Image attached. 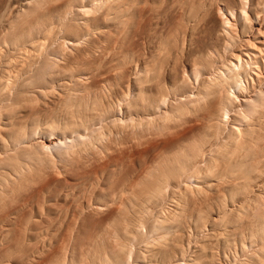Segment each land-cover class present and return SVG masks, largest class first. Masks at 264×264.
Here are the masks:
<instances>
[{"label":"rangeland","instance_id":"1","mask_svg":"<svg viewBox=\"0 0 264 264\" xmlns=\"http://www.w3.org/2000/svg\"><path fill=\"white\" fill-rule=\"evenodd\" d=\"M48 1L49 0H47L46 5L45 0H0V51L5 50L3 53L1 51L2 55L4 53L8 55V53L13 51V46L7 42V36L9 35L7 33L12 32L13 29H17L20 34L24 31H29L30 27L33 26V30L31 29L29 33H25L24 42L16 47L15 50L19 48L20 50L23 49L24 51V48H28L27 45L37 42V44L35 43L36 45L33 44V46H36L34 47L35 49L33 48V51L36 50L37 52L34 51V53L32 51L34 54L31 53L33 56L31 55L32 57L28 59V62L26 60V63L22 58L20 59V57L11 61H17L19 63V59L20 62L22 60L26 65L25 66L24 64L19 63L23 65V68H27L31 63L33 70L39 66L46 67L47 70L45 73V81H38V84H34L33 88H28V93L24 94L26 98L16 107H20L19 109H22L20 112L19 110H16L15 113L11 114L5 110L1 111L4 115L1 114L0 116L2 119H0V121H3V123L0 122V127L5 128L7 126L5 128L7 133L5 132L6 130L0 129L3 131L0 132V134L2 133L0 141L2 139L5 140V136L10 133L9 131H11V128L13 126H19L20 121V126L24 127L27 125L25 127L27 135L21 143L19 142L20 145L17 144L19 146L18 148H15V152L13 150H9L8 152L7 150V152L3 154L4 151L1 153L0 150V174H2L3 171L13 172L12 169H14V167L18 168V171L20 172H18V178L14 175V173H11V178L7 176L8 174H4L6 177H8L6 178V185H4L3 180L0 179V182L2 183V185H0V264H131L132 262V264H193L191 260H193V256L195 254L202 256H198V258L200 257V259H197L196 261H199L198 264H254L258 258H260L258 259L259 262L257 261L258 264H264V255H262L264 254V239L261 240L262 242L260 241L256 242V244H250L249 241L252 240L246 238L245 236L248 234L247 230L245 229H248L247 227H249V225L251 226L250 222H247L248 219V221H250L249 217L252 213L249 211L258 207L260 213L262 216H264V193H262L264 192V161L260 162L263 163L262 165L259 164L261 169L258 168L259 170L256 171L257 173H255V180L251 179L252 181L249 180L247 182V184L249 183L251 186L250 189L246 188L243 182H240V184L237 181L238 184L235 185L236 180H234L232 177H225L229 182L226 181V179L219 174L220 172L214 173V171H218L216 165L220 162H216L214 158H212V155L209 153V151L203 152L202 156L201 146L198 145V140L204 137L203 124L199 120H196L195 116L189 111L191 104H193L192 101L197 98L196 94L202 87L200 82L203 78L207 80L209 78L208 81H211L215 78V74L220 70L226 72L228 68H233V66L236 64V66H238L239 63V66H244V68L241 70L242 76L240 75V79L243 81V84H245L244 81L247 78V83H249L250 89L247 93V96L244 93L241 95L237 93L238 90L236 88L231 89L232 92H234V90L236 92L233 93V97L236 95V100H240L238 102L234 99V106L237 107L241 104H244L241 102L243 96L250 99L258 97L256 90L253 91L251 89V84L253 82V84L256 85L264 81V0H217V2H215L216 0H195L196 2H194V6L192 3L194 0H104V2L103 0H66L67 2L65 0H59L60 2H56V0H54V2L52 1L53 4H51V0L49 2ZM189 2L191 3L189 4ZM42 3L43 7L41 6ZM61 3H63V5H59ZM48 4L51 5V7ZM45 5L50 10L48 8L47 10ZM41 7L43 8L44 14L42 11V14H39ZM38 8H40V10ZM44 10L46 12H44ZM85 10H87L88 14L91 16L87 15ZM35 12H38V18L37 15L34 14ZM84 12L86 15H83L86 17L82 15ZM232 12H235L234 15L236 14V16H231ZM245 13H247L246 15L248 16L249 20L246 19V17L244 18ZM31 16L33 19L35 17L37 23L31 18ZM101 16L102 18L106 16L103 18L105 21L102 20ZM31 21L33 22L32 24ZM39 21L41 22L38 23ZM11 23H13L12 26ZM20 23L24 24V26L23 24L21 25L25 30H22L23 27H21V25L20 28L22 31L19 29L18 26ZM33 24L36 25L34 26ZM13 25L16 26L14 27ZM226 26L229 27L230 30L233 27L234 29L230 31ZM49 29H51V31ZM236 29L238 31L241 30L239 34ZM47 32H49L50 36ZM232 32L238 36L236 35V37ZM46 33L49 37L46 35ZM245 39L249 40L246 41ZM42 41L44 47L41 46ZM3 43H5L4 45L6 46H4ZM248 43L251 45V48L247 46ZM255 49L261 50L256 51ZM64 51L66 53H64ZM71 52L72 54H70ZM12 54L13 53L10 55ZM80 54L82 55L79 56ZM224 54L227 57H225ZM254 54L257 56L259 62L257 64L259 67L256 68L257 70L253 68L257 66H252L251 69L249 67H245V63H247V61L251 60L250 62H252V60H254L252 57ZM82 56L85 57L82 58ZM76 57L78 59H76ZM2 59H0V65ZM32 59L33 61H31ZM164 59L165 61H163ZM236 59H240L238 60L239 63H237ZM73 60L76 62L78 60L80 61L76 63ZM61 61L63 64H61ZM17 62L15 65H11L9 68L14 69L16 67L15 69H18L21 65H19ZM159 63H161V66ZM74 66L78 69H76ZM224 66L227 68V70ZM70 67L73 69H70ZM205 70L206 72H203V75L201 71ZM251 72H254L258 77L253 75ZM197 75H199V77H197ZM248 76L251 77L252 80H249ZM195 78L197 79L196 83ZM58 81L65 82L67 86L62 82V85H59ZM83 82L88 83L83 84ZM70 83L71 86L69 88L68 84ZM54 86L58 87L55 89L53 88ZM52 88L55 91H52ZM41 90H43L44 93ZM62 90L65 91L63 92ZM51 91L52 93L50 94ZM86 91H89V93H86ZM48 92L50 97L46 94ZM68 92H72V94H69ZM31 94L33 96H30ZM43 94H45V97ZM68 94L71 97H80L82 94H84L83 96L87 95L88 98L95 101L97 110L90 112V114L94 116V118H89L93 119V121L91 120V123L83 126L79 125L80 128H75L73 126L74 128L71 129L70 126L72 125L69 124V117L71 115H69V113H67V109H65L67 106L65 100L67 101V99H69L68 96L66 97ZM34 96L38 97L35 98ZM62 97L64 99H62ZM40 98L42 99L40 100ZM167 98L170 99L167 100ZM181 98L185 100H182ZM35 101L38 102L37 104L39 107H37L35 104H32ZM63 102H65L64 104L66 106L63 105ZM24 103L28 105L32 104L31 106L27 105V108L32 106L33 107L31 109L35 107L38 108L37 110L35 109V114L34 112L32 114V110L29 109V113L31 114L28 115V117L26 115L28 114V109H26ZM4 104H6V102ZM60 105L65 106L62 110L64 115L60 114V108H63V106L60 107ZM103 105L107 110L104 109ZM157 105L161 106L162 109H160V107ZM157 109L163 111L158 112ZM176 112L180 114L177 115ZM174 113H176V115ZM230 113L231 112H229L228 115L231 118V121L229 120L230 123H226L227 117L225 119L223 118L224 124H222V132L223 136L225 137H232L231 128L233 124L237 127L236 129L239 128V130H243V128L246 129V126H250L246 122H243L244 124L239 122L238 124V122H236L238 115L234 111L231 114ZM5 114L7 115L5 116ZM8 115L9 117L7 118ZM170 117L171 119L166 120V118ZM172 118H174V121ZM60 119L62 121H60ZM8 120L10 121L8 122ZM45 122L48 126L45 124ZM262 124H264V118L260 119L259 124L256 123L255 125H252L255 127V131H262V133H260L263 135L264 125ZM97 126H99V128ZM42 127L45 128L43 129ZM227 128L229 129L227 130ZM78 129L81 130L78 131ZM101 130H104V133H101ZM94 131H96V134H98V136L96 135L97 139L95 141L91 138L93 134H95ZM50 134H55L54 137L52 136V138H56L51 140L49 137ZM79 135L87 136L86 149L89 148L88 150H86L84 147L83 151L81 150V147H75V145L68 148L67 150L63 148L60 150L53 148L50 151L46 150V152L44 151L45 149L41 150L44 144L50 145V142L52 141L57 142L60 137L62 138V136H67L69 139L78 140L79 138L77 139V137ZM236 136L238 137V134L235 135V137ZM235 137L232 139L235 141L236 145L238 138L235 139ZM89 139L91 143L88 142ZM97 140H100V143ZM5 141L3 143H5ZM37 141L39 142L38 144L36 143ZM41 142L44 143H42V147ZM77 148L80 150V153H78L79 151L76 150ZM74 149L79 155L74 151L73 152L76 155L72 153L71 150ZM186 149H190L193 152L192 159L197 162L196 166L194 168L185 169L186 173L183 175L184 179L183 176L179 178L171 177L170 183L171 186L175 188V190L177 188L176 192L174 188L170 186L171 188H169V191L168 189H165L166 191H164L161 199H159L158 202L151 207L152 209L150 208L149 212H145V214L144 212L143 214L141 213L143 215V217H141L143 223L142 225H139L138 223L137 224L142 227L141 229L139 227L136 228L140 230L143 228L144 232L140 230L137 231V229L136 232H131L133 233V240L135 237V242H133L131 236L124 234H128L129 232L127 233L123 227L118 231L113 232L109 225L118 217V209L120 208V204H118L119 201L121 199L126 200L134 198L132 190L148 177L149 171L151 169L155 167L157 168L160 166V164L162 165L163 163H166L167 160L175 153H184ZM12 152L15 153L14 156L12 154L10 155ZM259 152L260 151H258L256 155H253L252 158L254 159L256 156H262V153L260 154ZM203 162L204 165H202ZM214 163H217L215 165L216 167L214 166ZM22 164L25 166H22ZM221 166L222 163L219 164L218 167L223 170ZM21 170H23V173ZM178 170L176 169L174 171L178 172ZM204 171H207L205 175ZM261 177H263V180H261ZM180 180L183 181L181 182ZM218 180L219 182L225 180L224 182L231 183L228 185H232V187L226 186V183H224V185L226 184L225 186H220L222 183L219 185ZM231 180H233L235 184H233ZM253 180L256 182L258 181L259 184H257L258 182L255 183ZM184 181L186 184L188 183V185H186ZM208 184H212L210 188ZM182 185L184 188L181 187ZM185 186L188 188L192 186L195 188V192H197L196 188L199 189L201 186L200 188L202 190H199L203 192V194L200 193L203 195V199L200 194H197L198 197L200 195L198 199L194 190L192 191L191 188V190L188 191V188ZM257 187L258 190L260 188L259 191L257 190ZM218 189H220V191ZM199 190L198 192H200ZM184 191L186 194L189 192L188 198L186 197L187 195L184 196L186 200H199L201 203H203V205L199 201L198 202L200 205L197 201L192 202L193 204L190 203V206L192 205V209L196 206V210H192L194 211V216L192 218L193 220L186 219L187 221H185H190L191 223H188L191 224L190 226L193 224V227H199L196 232L194 231L195 227L193 228L192 236L190 235V238L188 237L189 229L188 226H186L187 224L185 225V221H183L184 219L179 221L180 223H184H178L179 226H176L174 223L175 221L172 222L173 220L178 219H176V214L174 212L173 213L175 215L172 213L174 209L177 210V213L178 211L182 212V210H185V213L188 212V209H186L184 203L179 202L178 199L180 197L179 194H181V196L185 195L183 194L185 193ZM190 191L192 193H190ZM217 191L220 193L223 192L224 195H222V193L219 195L220 193L218 192V194ZM165 193L169 195L167 196ZM209 193L213 194L210 195ZM216 193L219 195V198H216L218 197ZM191 194L193 197L195 195L196 199L195 197L194 199L190 197ZM250 194H252L251 198L249 197ZM174 195L178 196L175 197ZM208 195H210V197ZM259 195H263V198H260ZM221 196L227 197L228 201L225 197L222 199ZM211 197L212 200H209ZM258 197L260 198L258 199L259 201L257 200ZM175 198L179 202L178 205V202ZM224 198L227 201H225L227 205L222 203L224 202ZM201 199L203 201H201ZM206 199L209 201L207 202ZM213 199L215 200L214 203ZM216 199L219 200L217 201ZM252 199L255 200L250 201ZM175 200L176 203L174 202ZM238 200H241L244 204H247L248 207V204H250L249 202L259 206L255 205L254 207V205L250 204V208L246 206V212L243 210L245 205L240 202L241 204L239 203L237 206L240 207L242 204L244 205L243 209L241 208V210L245 211V213L242 215V211H240L239 208L236 210L238 212L232 209L233 206L235 207V204H237L236 202H238ZM210 202L212 204H210ZM215 202L217 203V206H215ZM205 203L208 207L205 205ZM174 204L177 206L174 207ZM178 206L180 207L179 209H182L181 207L183 206V209L179 210ZM212 206L214 207V210L212 209ZM218 206H221L222 209L224 207H226L225 209L228 208L227 211L232 209L229 211L230 214H225L227 219L226 216L225 220H223V218V221L220 219L221 222H223L222 226L220 221H214V217H216V219L218 218L217 214L219 213H217L216 210ZM221 207L219 208V212L221 211ZM158 208H160L162 211ZM164 209H166V211ZM198 209H200V211ZM208 209L212 210L207 211ZM154 211L157 212V214ZM212 211H214L215 214H213L214 212L212 213ZM171 213L175 219L172 215H170ZM196 213L199 215H196ZM236 213L241 214L242 217H238ZM141 214L138 213V215L142 216ZM138 215L136 214V216L133 215L132 217L137 219ZM152 215H155L156 217L153 216L152 218ZM169 215L173 217L172 221H170L172 218H169L170 220L167 219ZM208 215L211 221L213 219L214 220L210 222L212 225L208 223L209 225L207 224V227L204 228V221H210L208 219ZM244 216L248 218H244ZM162 217L167 218L164 220ZM203 218H206V220H203ZM231 218H234L235 221ZM237 218H240V220ZM242 218L244 219L245 223ZM161 222L167 223L170 226L172 225L171 223L175 224V227H173L171 230H173L174 233L176 232L178 236H181V233L183 234L185 239L183 241L185 253L183 252V254L185 256L183 255V258H180V260L179 256L181 257L182 254L177 253V249L175 248L176 241H173L175 238H172L176 237L177 239V236H174L176 233L174 234L173 231L170 232L173 234V236L170 240L169 234V236H167L169 239H167L165 235L166 231L163 228L161 229L163 226ZM156 223H158L160 226L157 227L158 225ZM232 223H237L238 225L236 224L234 226ZM241 224L242 227L244 226V228L240 227ZM185 227H187L188 230H185ZM157 228H160L161 230L159 229L156 231ZM214 229H216V231ZM236 229H244V231H240L239 233V230L237 231ZM209 230L214 232L212 233ZM234 230L236 231L234 232ZM139 232L141 234H139ZM242 233L245 235L243 236ZM234 234H236V239L234 238ZM162 235H165L163 237H165L167 240L162 238ZM118 236L120 239H118ZM114 237H117L118 240H122V243L123 241L126 243L128 241L129 246L128 244L124 243L123 245L128 247L126 248L127 250H130L131 252L133 251L132 254H130V258H128L129 256H127V258L125 256V254L129 253L126 252L127 250H123V253H121L118 242H116V245H119V249L116 248L117 246L115 244H112L114 243ZM159 237L165 240L163 243L162 239H160V247L155 244L158 242L157 240H159ZM152 240H154V243H152ZM166 241H170V243H167ZM172 241L174 243V246L172 245L173 247L170 246ZM130 242L133 249L130 248ZM148 242L151 244L148 245ZM122 243L120 244L122 245ZM186 243H189L190 247ZM123 245L121 247H123ZM199 245H202L205 247V249L202 246L200 247L201 250L197 249L199 248ZM243 245L246 246V249ZM257 245L258 250L256 249ZM170 249H173L171 251L173 256H171L172 254ZM241 249L244 250L241 251ZM162 251L165 252L163 253ZM173 251L178 254V257H175L176 254ZM196 251L203 253L201 255V253H197ZM154 252L157 255L156 258ZM120 253L122 255H120ZM153 253L154 256H152ZM168 253L170 256H168ZM106 255L109 257V259L104 258ZM148 255L153 259H150ZM190 255L192 258L191 260H189ZM138 256H140V258H137ZM170 257L172 259H170ZM145 258L146 263L143 260ZM173 258L175 260H173ZM129 259L131 260L129 261ZM246 259L249 261H246ZM136 260L140 261L138 262Z\"/></svg>","mask_w":264,"mask_h":264},{"label":"bare ground","instance_id":"2","mask_svg":"<svg viewBox=\"0 0 264 264\" xmlns=\"http://www.w3.org/2000/svg\"><path fill=\"white\" fill-rule=\"evenodd\" d=\"M50 1V0H49ZM48 1V2H49ZM54 2V0H51V2ZM59 0H56V2H58ZM61 1V0H60ZM59 1V2H60ZM66 1V0H65ZM118 1V0H117ZM191 1V0H190ZM193 1V0H192ZM197 1V0H196ZM195 0L192 2L193 3V6H194V2H196ZM227 1V0H226ZM45 2H46V5H47V0H45ZM45 2H44V4H45ZM53 2L51 3V4H53ZM55 2V3H56ZM67 2V1H66ZM66 2H64V3H66ZM103 2H104V0H103ZM215 2H217V0L215 1ZM264 2V1H263ZM262 2V3H263ZM34 3V2H33ZM191 2H189V4H190ZM31 4V3H30ZM94 4H96V3H94ZM114 4V3H113ZM117 4V3H116ZM211 4H212V1H211ZM250 4V3H249ZM45 5V6H46ZM49 5V4H48ZM59 5H63V3H61V4H59ZM28 6H29V4H28ZM41 6L43 7V3L41 4ZM50 7H51V5H49ZM191 6H192V4H191ZM191 6H190V8H191ZM192 6V7H193ZM200 6V5H199ZM246 6H248V5H246ZM245 6V7H246ZM261 6V5H260ZM40 7V6H39ZM41 7V10H40V8H38L39 10H37V11H39L40 13L39 14H42L43 13V8ZM48 7L46 6V9H47ZM57 8V7H56ZM128 8V7H127ZM185 8V7H184ZM246 8H248V7H246ZM45 9V8H44ZM49 9V8H48ZM47 9V10H48ZM53 9V8H52ZM55 9V8H54ZM249 9V8H248ZM50 10V9H49ZM81 10V9H80ZM82 10H84V9H82ZM89 10V9H88ZM187 10V9H186ZM193 10V9H192ZM22 11V10H21ZM41 11H42V13H41ZM54 11V10H53ZM86 12H87V10H85ZM111 11H113V10H111ZM24 12V11H23ZM44 12H46L45 10H44ZM83 12V11H82ZM100 12V11H99ZM242 12V11H241ZM244 12V11H243ZM28 13V12H27ZM112 13V12H111ZM189 13V12H188ZM208 13V12H207ZM234 13L235 12H232V15L231 16H236V14L234 15ZM259 13V12H258ZM32 14V13H31ZM34 14H36L37 15V18H38V12L36 13H34ZM44 14V13H43ZM89 15V16H91L90 14H88V12L85 14V12L84 13H82V15ZM247 13H245V15H246ZM19 15V14H18ZM18 15H17V18H18ZM33 15V14H32ZM35 15V16H36ZM83 15V16H84ZM244 15V18L246 17V19H248V16L246 15L245 16ZM41 16V15H40ZM84 17H86V16H84ZM88 17V16H87ZM94 17V16H93ZM104 17H106V16H104ZM103 17V18H104ZM24 18V17H23ZM26 18V17H25ZM31 18H32V16H31ZM36 18V19H37ZM101 18H102V16H101ZM102 18V20H104ZM201 18V17H200ZM243 18V19H244ZM33 19V18H32ZM40 19V18H39ZM199 19V18H198ZM245 19V20H246ZM31 20V19H30ZM36 23H37V21L35 20V17H34V19H33ZM32 20V21H33ZM46 20V19H45ZM249 20V19H248ZM25 21H26V19H25ZM31 21V24L33 23ZM105 21V20H104ZM247 21V20H246ZM12 22V21H11ZM20 22V21H19ZM34 22V23H35ZM41 21H39L38 23H40ZM99 22V21H98ZM103 22V21H102ZM235 22H236V20H235ZM227 23H229V22H227ZM232 23V22H231ZM12 24L13 23H11V26H12ZM21 24H23V23H20L19 24V29L21 30V28H20V25ZM26 24V23H25ZM27 24H28V21H27ZM30 24V23H29ZM30 24V25H31ZM50 24V23H49ZM198 24V23H197ZM16 25H18V24H16ZM15 25V26H16ZM29 25V26H30ZM34 25V24H33ZM36 25V24H35ZM34 25V26H35ZM191 25V24H190ZM196 25V24H195ZM234 25V24H233ZM14 26V25H13ZM14 26V27H15ZM23 26H24V24H23ZM22 25H21V27H23ZM29 26H27V27H29ZM32 26V25H31ZM50 26V25H49ZM194 26V25H193ZM225 26V25H224ZM237 26V25H236ZM17 27V28H18ZM195 27V26H194ZM227 27V26H226ZM237 27H239V26H237ZM9 28V27H8ZM25 28H26V26H25ZM33 26L32 27H30V30L32 29L33 30ZM36 28V27H35ZM56 28V27H55ZM227 28H229V27H227ZM231 28H232V26H231ZM11 29V28H10ZM24 29V27L22 28V30ZM188 29V28H187ZM186 29V30H187ZM232 29H234V27L232 28ZM232 29L230 30V28H229V30L230 31H232ZM21 30V31H22ZM25 30V29H24ZM29 30V29H28ZM29 30V31H30ZM50 31H51V29H49ZM29 31H24V32H22V33H20L19 34V32H18V30L16 29V30H14L13 29V31L12 32H10V33H7V30H6V33L7 34H9L8 36H7V42L10 44V45H12L13 46V48H12V50L13 51H11V53H13L12 55H10L11 53H8V55L6 54V53H4L3 55H2V53L3 52H5V50L4 51H2V53H1V51H0V59H2V58H4V59H2L1 60V65H0V67H1V71H0V116H1V114H3L1 111H7V112H10L11 114L12 113H15V111L17 110H19V112H20V110H22V109H19V108H16L17 107V105L21 102V101H23L25 98H26V96L24 95V94H27L28 92V88H33V85L34 84H38V81H45V79H46V77H45V73H46V67H37V68H35L34 70H33V66L31 65V63L28 65V67L27 68H23V65H21V64H19V63H22V64H24L23 63V61L25 62L26 60H27V62H28V59H30L33 55L31 54V53H33L34 51H36V50H34L33 51V48L34 47H36V46H33V44H37V42H33V44H30V45H27L28 46V48L26 49V48H24V51H23V49H16L15 50V48L16 47H18L22 42H24V39H25V33L26 32H28L29 33ZM49 31V32H50ZM53 31H54V29H53ZM60 31V30H59ZM224 31V30H223ZM234 31V30H233ZM236 31L238 32V34H239V32L241 31H238L237 29H236ZM260 31V30H259ZM18 32V33H17ZM49 32H47L48 33V35H49ZM235 32V31H234ZM234 32H232V33H234ZM263 32V31H262ZM5 33V34H6ZM47 33H46V35H47ZM229 33V32H228ZM227 33V34H228ZM236 33V32H235ZM234 33V34H235ZM243 33V32H242ZM261 33V32H260ZM259 33V34H260ZM220 34V33H219ZM47 35V36H48ZM91 35V34H90ZM225 35V34H224ZM230 35H231V33H230ZM237 34H235V36H236ZM4 36V35H3ZM2 36V37H3ZM50 36V35H49ZM48 36V37H49ZM218 36V35H217ZM232 36H234V35H232ZM238 36V35H237ZM236 36V37H237ZM254 36V35H253ZM252 36V37H253ZM47 37V38H48ZM182 38V37H181ZM233 38H235V37H233ZM251 39V38H250ZM1 40V39H0ZM41 40V39H40ZM44 40V39H43ZM193 40V39H192ZM246 40V39H245ZM249 40V39H248ZM248 40H246V41H248ZM39 41V40H38ZM44 41H46V40H44ZM83 41V40H82ZM245 41V42H246ZM250 42V41H249ZM39 43V42H38ZM45 44H47L46 42H44ZM64 43V42H63ZM82 43V42H81ZM86 43V42H85ZM247 43V42H246ZM264 43V42H263ZM5 43H3V45H4ZM35 44V45H36ZM73 44V43H72ZM76 44H78V43H76ZM75 44V45H76ZM2 45V46H3ZM64 45V44H63ZM86 45V44H85ZM184 45V44H183ZM209 45V44H208ZM4 46H6V45H4ZM26 46V47H27ZM41 46L42 47H44V45H43V41L41 42ZM41 46H40V48H41ZM68 46V45H67ZM77 46V45H76ZM79 46V45H78ZM185 46V45H184ZM241 46V45H240ZM247 46H249V48H251V45H249V43L247 44ZM22 47H24V46H22ZM85 47H87V46H85ZM96 47V46H95ZM1 48V47H0ZM67 48V47H66ZM72 48V47H71ZM223 48H225V47H223ZM230 48V47H229ZM241 48H243V47H241ZM241 48H240V50H241ZM256 48V47H255ZM259 48V47H258ZM5 49V48H4ZM9 49V48H8ZM8 49H6V50H8ZM35 49V48H34ZM81 49V48H80ZM79 49V50H80ZM88 49V48H87ZM87 49H86V51H87ZM37 50H39V49H37ZM42 50H44V49H42ZM256 51H259V50H261V49H255ZM33 51V52H32ZM81 51V50H80ZM167 51V50H166ZM166 51H164V52H166ZM224 51V50H223ZM226 51V50H225ZM227 51H229V50H227ZM37 52V51H36ZM44 52V51H43ZM82 52V51H81ZM90 52H92V51H90ZM163 52V53H164ZM211 52V51H210ZM209 52V53H210ZM230 52V51H229ZM35 53V52H34ZM33 53V54H34ZM41 53H42V51H41ZM64 53H66L65 51H64ZM74 53V52H73ZM77 53H78V51H77ZM215 53V52H214ZM223 53V52H222ZM261 53V52H260ZM69 54V53H68ZM70 54H72V52L70 53ZM166 54V53H165ZM264 54V53H263ZM2 55V56H1ZM5 55V56H4ZM32 55V56H31ZM64 55V54H63ZM75 55V54H74ZM73 55V56H74ZM82 54H80L79 56H81ZM87 55V54H86ZM85 55V56H86ZM164 55V54H163ZM225 55V54H224ZM246 55V54H245ZM36 56V55H35ZM85 56H82V58L83 57H85ZM161 56V55H160ZM217 56V55H216ZM233 56V55H232ZM232 56H231V58H232ZM2 57V58H1ZM20 57V59L22 58L23 59V61L21 60V62H20V60L18 59V61H19V65H21L22 66V68H21V66L18 68V69H13V68H9L11 65H15V63L14 62H12L11 60H14V59H16V58H19ZM24 57H25V60H24ZM37 57V56H36ZM39 57V56H38ZM78 57V56H77ZM76 57V59H78ZM166 57H168V56H166ZM225 57H227L226 55H225ZM230 57V56H229ZM228 57V58H229ZM239 57V56H238ZM238 57H236V58H238ZM252 57L254 58V60H252V62H250V61H247V63H245L246 65H245V67H249L250 69L252 68V66H257V64L259 63L258 62V59H257V56L254 54V55H252ZM260 57H261V54H260ZM35 58V57H34ZM33 58V59H34ZM61 58V57H60ZM74 58V57H73ZM213 58V57H212ZM219 58V57H218ZM33 59L31 60V61H33ZM62 59V58H61ZM75 59V60H76ZM85 59V58H84ZM84 59H83V61H84ZM230 59V58H229ZM64 60V59H63ZM80 60H82V59H80ZM80 60H78L77 62H79ZM195 60V59H194ZM193 60V61H194ZM221 60V59H220ZM226 60V59H225ZM237 60V63H239V61L238 60H240V59H236ZM36 61V60H35ZM74 61V60H73ZM82 61V62H83ZM85 61H86V59H85ZM84 61V62H85ZM163 61H165V59L163 60ZM192 61V62H193ZM245 61V60H244ZM62 62V61H61ZM65 62V61H64ZM74 62H76V61H74ZM76 62V63H77ZM82 62H80V63H82ZM162 62V61H161ZM223 62H224V60H223ZM229 62V61H228ZM26 63V62H25ZM264 63V62H263ZM61 64H63V62L61 63ZM65 64V63H64ZM161 63H159V65H160ZM231 64H233V63H231ZM240 64V63H239ZM239 64H238V66H233V68H228V70H227V68H226V72H224V71H222V70H220L218 73H216V72H214V73H216L215 75V78L213 79V80H211V81H208L209 80V78H208V80L207 79H205V78H203L202 80H201V82H200V84H201V88L198 90V92H197V94H196V96H197V98L195 99V100H193L192 102H193V104H191V107L190 106H188V107H190V109H189V111H190V113H192L194 116H195V118H196V120H199L200 122H202V124H203V128H204V137L202 138V139H200V140H198V145L199 146H201V151H202V156H203V152H205V151H209V153L212 155V158H214V160L217 162V161H219L220 163L219 164H221L222 163V166H221V168H223V170L222 169H220V167H218L219 166V164H215L214 163V166L216 165L217 166V170L218 171H214V173L215 172H220L219 174L221 175V176H223L224 178L225 177H232L234 180H236V184H235V182L233 181V180H231V182L233 183V184H235V185H237L238 184V182L240 183V182H243V184H245V187L246 188H249L250 189V184L248 183L247 184V182L249 181V180H251V179H254L255 178V173H257L256 171L257 170H259L258 168H260L261 169V167H259V164H263V163H260L261 161H264L263 159H264V137H263V135H264V132H263V135L261 134L262 133V131H255V127L252 125V124H259V121H260V119H263L264 118V81L262 82V83H258V84H253V82H252V90L254 91V90H256V94L258 95V97L256 98H254V99H250V98H246L245 96H243V98H242V100H241V102H243L244 104H241V105H239V106H234V99L236 100L237 99V97H236V95L234 96V97H236V98H234L233 97V93H236L235 92V90H234V92H232V90L231 89H237L238 90V92L237 93H239L240 95L241 94H246V96L248 95L247 93L249 92V89H250V86H249V83H247V78H246V80L244 81L245 82V84H243V81H241V77H240V75H241V70L244 68V66H242V65H240L239 66ZM252 64V65H251ZM25 65V64H24ZM79 65V64H78ZM85 65V64H84ZM222 65V64H221ZM229 65V64H228ZM26 66V65H25ZM54 66V65H53ZM65 66H66V64H65ZM69 66V65H68ZM76 66V65H75ZM74 66V67H75ZM161 66V65H160ZM194 66V65H193ZM231 66V67H232ZM57 67V66H56ZM213 67V66H212ZM60 68V67H59ZM76 68V67H75ZM161 68V67H160ZM159 68V69H160ZM224 68V69H225ZM248 68V69H249ZM253 68H259L258 66L257 67H253ZM70 69H73V68H71L70 67ZM76 69H78V68H76ZM83 69V68H82ZM194 69V68H193ZM192 69V70H193ZM212 69V68H211ZM247 69V68H246ZM68 70V69H67ZM208 70V69H207ZM209 70H210V68H209ZM213 70V69H212ZM257 70V69H256ZM259 70V69H258ZM214 71V70H213ZM244 71H245V69H244ZM251 71H253V70H251ZM202 73L203 72H206V70L205 71H201ZM208 72V71H207ZM243 72V71H242ZM259 72V71H258ZM257 72V73H258ZM67 73V72H66ZM163 73V72H162ZM175 73V72H174ZM253 75H255V76H257L254 72H251ZM69 74V73H68ZM186 74V73H185ZM196 74H197V72H196ZM199 74H200V71H199ZM87 75V74H86ZM163 75V74H162ZM194 75V74H193ZM203 75H204V73H203ZM214 75V74H213ZM262 75V74H261ZM90 76H92V75H90ZM242 76V75H241ZM251 76V75H250ZM194 77H196V76H194ZM197 77H199V75H197ZM210 77V76H209ZM258 77V76H257ZM263 77V76H262ZM33 78H35V79H33ZM87 78V77H86ZM86 78H84V79H86ZM211 78H213V77H211ZM256 78V77H255ZM32 79V80H31ZM76 79V78H75ZM196 79V78H195ZM248 79L249 80H252L251 79V77H249L248 76ZM78 80V79H77ZM80 80V79H79ZM82 80V79H81ZM189 80V79H188ZM257 80H258V78H257ZM64 81V80H63ZM195 81V80H194ZM59 82V81H58ZM57 82V83H58ZM62 82V81H61ZM59 82V85H62V83H65V82ZM67 82V81H66ZM70 82V81H69ZM82 82V81H81ZM80 82V83H81ZM160 82V81H159ZM197 82V79H196V81H195V83ZM260 82V81H259ZM61 83V84H60ZM85 82H83V84H84ZM88 83V82H87ZM87 83H85V84H87ZM194 83V82H193ZM192 83V84H193ZM66 84V83H65ZM248 84V85H247ZM58 85V84H57ZM73 85V84H72ZM66 86H67V84H66ZM70 86H71V83L70 84H68V87L70 88ZM82 86V85H81ZM158 86V85H157ZM34 87H36V86H34ZM58 87V86H57ZM56 86H54L53 88H57ZM64 87V86H63ZM192 87V86H191ZM195 87H197V86H195ZM52 88V89H53ZM68 88V89H69ZM51 89V90H52ZM88 89V88H87ZM86 89V90H87ZM90 89V88H89ZM50 90V89H49ZM60 90V89H59ZM65 90H67V89H65ZM64 90V91H65ZM231 90V91H230ZM42 92H43V90H41ZM44 91H45V89H44ZM46 91H47V89H46ZM52 91H55L54 89L52 90ZM52 91L50 92V94L52 93ZM63 91V90H62ZM61 91V92H62ZM63 91V92H64ZM85 91V90H84ZM194 91H195V89H194ZM89 93V91H86V93ZM99 92V91H98ZM11 93H13V94H11ZM39 93H40V90H39ZM44 93V92H43ZM69 93V92H68ZM71 94H72V92H70ZM69 93V94H70ZM85 93V92H84ZM195 93V92H194ZM251 93V92H250ZM254 93V92H253ZM47 95L49 94V92L48 93H46ZM64 94V93H63ZM69 94L68 95H66V97L68 96V98L69 99H67V101L65 100V102H66V105L64 104L65 102H63V105H65V106H63V105H60V107H62L63 106V108H60L61 110H60V114L62 115L63 113H62V110L64 109V107H65V109H67V113H69V115H71L69 118H70V122H69V124H71L72 126H70L71 127V129H73L74 127L75 128H80L79 127V125L80 126H83V125H87L88 123H91V120L93 121V119H89L90 117H93L94 118V116L92 115V114H90V112L91 111H96L97 110V107L95 106V101L93 100V99H90V98H88V96L86 95V96H83L84 94H80L79 96L80 97H76V96H74V97H71V96H69ZM252 94V93H251ZM1 95H3V96H1ZM45 94H43V96H44ZM58 95V94H57ZM78 95V94H77ZM130 95V94H129ZM188 95V94H187ZM28 96V95H27ZM30 96H33L32 94L30 95ZM30 96H28V97H30ZM41 96V95H40ZM49 96V95H48ZM238 96V95H237ZM35 97V96H34ZM36 97H38V96H36ZM35 97V98H36ZM45 97V96H44ZM50 97V96H49ZM65 97V96H64ZM185 97V96H184ZM191 97H192V95H191ZM33 98V97H32ZM34 98V99H35ZM239 98V97H238ZM42 98H40V100H41ZM60 99V98H59ZM62 99H64L63 97H62ZM66 99V98H65ZM170 99V98H169ZM168 98H167V100H169ZM179 99V98H178ZM182 99V98H181ZM240 99V98H239ZM29 100V99H28ZM163 100V99H162ZM161 100V101H162ZM166 100V101H167ZM182 100H185V99H182ZM38 101V100H37ZM37 101H35L34 103H32V104H35L37 107H39L38 106V102ZM102 101V100H101ZM236 101H238V100H236ZM240 101V100H239ZM238 101V102H239ZM6 102V104H4ZM112 102V101H111ZM172 102H173V99H172ZM29 103V102H28ZM174 103H175V101H174ZM178 103V102H177ZM25 104V103H24ZM32 104H30V105H28V104H25V106H26V109H28V114H26L27 116L28 115H30L31 113L33 114V112H34V114H35V111L38 109V108H36L35 107V105H34V107L35 108H33L34 109V111H33V109H31L32 107H28L27 108V105L28 106H31ZM114 104V103H113ZM161 104V103H160ZM163 104V103H162ZM165 104V103H164ZM166 104H167V102H166ZM22 105V104H21ZM40 105V104H39ZM176 105V104H175ZM158 106V105H157ZM22 107V106H21ZM56 107V106H55ZM103 107H104V105H103ZM158 107H160V109H162V107L161 106H158ZM167 107V106H166ZM119 108V107H118ZM25 109V108H24ZM32 110V112L31 113H29L30 112V110ZM36 109V110H35ZM40 109V108H39ZM104 109H106L105 107H104ZM120 109V108H119ZM55 110V109H54ZM58 110V109H57ZM107 110V109H106ZM165 110H167V109H165ZM27 111V110H26ZM65 111V110H64ZM63 111V112H64ZM157 111L159 112V111H163V110H158L157 109ZM183 111H185V110H183ZM183 111H182V113H183ZM235 112L237 115H238V118L236 119V122H238V124H239V122L241 123H243V122H246L248 125H250V126H246V129L245 128H243V130L242 129H240L239 130V128L238 129H236L237 127L236 126H234V124H233V126H232V128H231V134H232V137L230 136V137H225V136H223V125L222 124H224L223 122V120L227 117V119H226V123H230V117L228 116L229 115V112ZM7 112H5V113H7ZM104 112H106V111H104ZM187 112V111H186ZM18 113V112H17ZM67 113H65V114H67ZM177 113V112H176ZM176 113H174L175 115H176ZM185 113V112H184ZM230 113V114H231ZM9 114V113H8ZM10 114V115H11ZM36 114H37V112H36ZM180 113H177V115H179ZM187 114H188V112H187ZM4 115V114H3ZM7 114H5V116H6ZM22 115V114H21ZM57 115V114H56ZM64 115V114H63ZM101 115V114H100ZM157 115V114H156ZM174 115V116H175ZM237 115H235V116H237ZM22 116H24V115H22ZM146 116V115H145ZM159 116H160V114H159ZM190 116V115H189ZM9 117V115L7 116V118ZM29 117V116H28ZM56 117V116H55ZM57 117H59V116H57ZM61 117H63V116H61ZM65 117V116H64ZM144 117V116H143ZM11 118V117H10ZM9 118V119H10ZM38 118V117H37ZM130 118V117H129ZM133 118H134V116H133ZM224 118V119H223ZM1 119V118H0ZM12 119V118H11ZM18 119V118H17ZM118 119V118H117ZM125 119V118H124ZM149 119H151V118H149ZM157 119H159V118H157ZM168 119H171V117L170 118H166V120H168ZM174 118H172V120H173ZM176 119V118H175ZM2 120V119H1ZM14 120V119H13ZM13 120H11V121H13ZM24 120V119H23ZM22 120V121H23ZM29 120V119H28ZM172 120H169V121H172ZM230 120V121H229ZM7 121V120H6ZM10 120H8V122H9ZM26 121V120H25ZM53 121V120H52ZM60 121H62L61 119H60ZM158 121H160V120H158ZM174 121V120H173ZM262 121V120H261ZM0 122H2L3 123V121H0ZM7 122V123H8ZM19 122V121H18ZM24 122V121H23ZM27 122V121H26ZM50 122V121H49ZM122 122V121H121ZM143 122H145V121H143ZM151 122V121H150ZM161 122V121H160ZM11 123V122H10ZM25 123V122H24ZM42 123V122H41ZM104 123V122H103ZM128 123V122H127ZM147 123V122H146ZM245 123V124H246ZM252 123V124H251ZM1 124V123H0ZM5 124H6V122H5ZM26 124V123H25ZM45 124L47 125V123L45 122ZM60 124V123H59ZM157 124V123H156ZM155 124V125H156ZM244 124V123H243ZM261 124V123H260ZM8 125V124H7ZM20 125H21V121H20ZM13 126L12 128H11V131H9L8 133V135L7 136H5V140H1L2 141V143L5 141V143H1V141H0V150H1V153L3 152V154H5L6 152H7V150H8V152H9V150H13L14 152H15V148H18V146L20 145L19 144V142L21 143L22 142V140H24L25 139V137H26V135H27V132L25 131V127L27 126ZM62 125V124H61ZM101 125V124H100ZM118 125V124H117ZM136 125V124H135ZM237 125V124H236ZM262 125H264V124H262ZM3 126H4V124H3ZM48 126V125H47ZM74 126V127H73ZM77 126V127H76ZM122 126V125H121ZM134 126V125H133ZM132 126V127H133ZM159 126V125H158ZM226 126V125H225ZM230 126H231V124H230ZM241 126H242V124H241ZM7 127V126H6ZM5 127V128H6ZM98 128H99V126H97ZM96 127V128H97ZM124 127V126H123ZM127 127V126H126ZM136 127V126H135ZM226 127H228V126H226ZM243 127H245V126H243ZM5 128H1L0 127V129H4V130H6ZM43 128V127H42ZM45 128V127H44ZM43 128V129H44ZM110 128V127H109ZM112 128V127H111ZM264 128V127H263ZM46 129H48V128H46ZM117 129V128H116ZM124 129V128H123ZM229 128H227V130H228ZM9 130V129H8ZM50 130V129H49ZM79 130H81V129H78V131ZM235 130H237V131H235ZM242 130V131H241ZM258 130V129H257ZM260 130V129H259ZM102 131V130H101ZM104 131V130H103ZM101 132V133H104V132ZM112 131V130H111ZM118 131V130H117ZM0 132H3V131H1L0 130ZM6 133H7V130L5 131ZM5 132H4V134H5ZM95 132V134H93ZM92 134H93V136L91 137L94 141L97 139V137H96V135L98 136V134H96V131H94ZM107 132V131H106ZM109 132H110V129H109ZM38 133V132H37ZM39 133H40V131H39ZM2 134V133H1ZM1 134H0V137H2L1 136ZM75 134V133H74ZM86 134H87V131H86ZM110 134V133H109ZM238 134V137L236 136L235 137V135H237ZM55 135V134H54ZM54 135H52V134H50V139L51 140H54L55 138H52V136L54 137ZM101 135V134H100ZM99 135V136H100ZM37 136H38V134H37ZM74 136V135H73ZM103 136V135H102ZM3 137H4V135H3ZM101 137V136H100ZM107 137V136H106ZM235 137V139H237L238 140V142L236 143V145H235V141L232 139V138H234ZM47 138H48V136H47ZM46 138V139H47ZM73 138V137H72ZM76 138V137H75ZM79 138V139H78ZM87 136L86 135H79L78 137H77V139L78 140H75V139H69V137H67V136H62V138L60 137L59 139H58V143L57 142H55V141H52V142H50L49 140V142L51 143L50 145H46V144H44L43 142H41V147H42V143L44 144L43 145V149L41 148V150H44L45 152H46V150L48 151H50L51 149H53V148H55L56 150H60V149H68V148H70V147H72V146H74L75 145V147H77V146H79V147H81V150H83L84 151V147H85V149L87 148ZM90 138V139H91ZM40 139V138H39ZM90 139H89V141L88 142H90ZM100 139V138H99ZM45 140V139H44ZM92 140V141H93ZM101 140V139H100ZM99 140V141H100ZM32 141V140H31ZM47 141V140H46ZM93 141V142H94ZM98 141V140H97ZM98 141V142H99ZM92 142V143H93ZM97 142V143H98ZM25 143V142H24ZM30 143V142H29ZM37 144L39 143L38 141L36 142ZM91 143V142H90ZM100 143V142H99ZM17 144H19V145H17ZM34 144V143H33ZM89 144V143H88ZM16 145H17V147H16ZM94 145H95V143H94ZM93 145V146H94ZM97 145V144H96ZM30 146H32V145H30ZM89 146V145H88ZM92 146V145H91ZM21 147V146H20ZM78 147V148H79ZM83 147V148H82ZM97 147V146H96ZM39 148V149H40ZM78 148L76 149L77 151H79L78 153H80V150H78ZM91 148V147H90ZM34 149V148H33ZM32 149V150H33ZM54 149V150H55ZM80 149V148H79ZM89 149V148H88ZM88 149H86V150H88ZM55 150V151H56ZM262 150V151H261ZM53 151V150H52ZM72 151V153H74V152H76L75 151V149L74 150H71ZM74 151V152H73ZM82 151V152H83ZM258 151H260L259 153L261 154L262 153V156H256L254 159L252 158V156L253 155H256V153L258 152ZM14 152H12V153H10V155L12 154L13 156L15 155V153ZM28 152V151H27ZM40 152H42V151H40ZM45 152H43V153H45ZM67 152V151H66ZM87 152V151H86ZM14 153V154H13ZM48 153V152H47ZM70 153V152H69ZM77 152H76V154H78ZM208 153V154H209ZM2 154V155H3ZM8 154V153H7ZM75 154V153H74ZM75 154V155H76ZM45 155V154H44ZM47 155V154H46ZM79 155V154H78ZM207 155V154H206ZM206 155H204V156H206ZM7 156V155H6ZM5 156V157H6ZM12 156V157H13ZM192 156H193V152L190 150V149H186V151L184 152V153H175L172 157H170L168 160H167V162L166 163H163L162 165L160 164V166L159 167H155V168H153V169H151L150 171H149V174H148V177L143 181V182H141L135 189H133L132 191H133V195H134V198H132V199H126V200H124V199H121L120 201H119V203L118 204H120V208L118 209V217L116 218V220H114V221H112L111 222V224L109 225L111 228H112V230H113V232L115 231H118L120 228H124V230H126L127 231V233L128 234H126V233H124L125 235H127V236H131V239H132V235H133V233H131V232H136V229H137V231H139L140 229H141V227L139 226V225H142V223H143V220H141V217H143V212H144V214H145V212H149V210H150V208L155 204V203H157L158 202V200L159 199H161V196L163 195V193H164V191H166L167 189H168V191H169V188H171V187H173V186H171V183H170V178L171 177H182L186 172H185V169H187V168H194L195 166H196V161H194L193 159H192ZM0 157H1V154H0ZM8 157V156H7ZM10 157V156H9ZM36 157H38V156H36ZM49 158V157H48ZM51 158V157H50ZM205 158V157H204ZM203 158V159H204ZM11 159V158H10ZM214 160H213V162H214ZM50 161V160H49ZM166 161V160H165ZM164 161V162H165ZM197 161H199V160H197ZM169 162V163H168ZM199 163V162H198ZM15 165H17V164H15ZM24 164H22V166H23ZM200 165V164H199ZM202 165H204V162L202 163ZM264 165V164H263ZM25 166V165H24ZM215 166V167H216ZM205 167V166H204ZM209 167V166H208ZM22 168H24V167H22ZM211 168H212V166H211ZM214 168V167H213ZM263 168V167H262ZM21 169V168H20ZM19 169V170H20ZM178 170V172H176V171H174V170ZM204 169V168H203ZM215 170H216V168H215ZM263 170V169H262ZM12 171L13 172H6V171H3V173H2V171H1V173L2 174H0L1 176H0V179L1 180H3V182H4V185H6L5 183H7V181H6V178H8V177H10V175H12L11 173H14V175L18 178V176H19V171H18V168H16V167H14V169H12ZM212 171V170H211ZM222 171V172H221ZM5 172V173H4ZM19 172V173H18ZM21 172L23 173V170H21ZM203 172V171H202ZM205 172V171H204ZM207 172V171H206ZM206 172L204 173V175L206 174ZM195 173V172H194ZM261 173V172H260ZM4 174H8L7 176L8 177H6V175H4ZM198 174V173H197ZM212 174V173H211ZM213 175V174H212ZM258 175V174H257ZM220 176V177H221ZM198 177H199V175H198ZM201 177H202V175H201ZM200 177V178H201ZM222 177V178H223ZM259 177V176H258ZM11 178V177H10ZM14 178V177H13ZM223 178V179H224ZM263 177H261V180H263L262 179ZM15 179V178H14ZM183 179H184V176H183ZM226 179V178H225ZM257 179V178H256ZM11 180V179H10ZM141 180V179H140ZM193 180V179H192ZM191 180V181H192ZM215 180H216V178H215ZM214 180V181H215ZM220 180V179H219ZM219 180H218V182H219ZM255 180V179H254ZM253 180V181H254ZM6 181V182H5ZM181 181V180H180ZM183 181V180H182ZM181 181V182H182ZM194 181H196V180H194ZM225 181V180H224ZM224 181H220L219 182V185H220V183H222L220 186H225L226 184V186H230V185H228V184H231V183H228L229 181H228V179H226V181H228L227 183L226 182H224ZM238 181V182H237ZM252 181V180H251ZM181 182H180V185H181ZM190 182V181H189ZM217 182V181H216ZM255 183H257L256 181H254ZM262 182V181H261ZM260 182V183H261ZM135 183V182H134ZM184 183H185V181H184ZM183 183V184H184ZM213 183V182H212ZM224 183H226L225 185H224ZM251 183V182H250ZM186 184V183H185ZM241 184V183H240ZM239 184V185H240ZM257 184H259V182L257 183ZM264 184V183H263ZM0 185H2V183L0 182ZM8 185V184H7ZM186 185H188V183L186 184ZM190 185V184H189ZM209 185V184H208ZM211 185L212 184H210L209 185V188L211 187ZM217 185V184H216ZM131 186V185H130ZM171 186V187H170ZM252 186H253V184H252ZM256 186V185H255ZM260 186V185H259ZM181 187H183V185L181 186ZM185 187H187V186H185ZM196 187V186H195ZM198 187V186H197ZM201 187V186H200ZM199 187V189L200 190H202L201 188ZM217 187H219V186H217ZM230 187H232V185L230 186ZM254 187V186H253ZM261 187V186H260ZM1 188V187H0ZM3 188V187H2ZM174 188V187H173ZM184 188V187H183ZM188 188V187H187ZM190 188V189H189ZM187 190L189 191V190H191V188H192V191L195 189V188H193L192 186L191 187H189ZM225 188V187H224ZM166 189V190H165ZM179 189H180V187H179ZM178 189V190H179ZM197 189V192H198V188H196ZM212 189H214V188H212ZM215 189H217V188H215ZM221 189V188H220ZM220 189H218L219 191H220ZM253 189V188H252ZM255 189V188H254ZM172 190V189H171ZM174 190H175V188H174ZM176 190H177V188H176ZM176 190H175V192H176ZM199 190V191H200ZM211 190V189H210ZM245 190V189H244ZM257 190H258V187H257ZM259 190H260V188H259ZM258 190V191H259ZM4 191V190H3ZM187 191V192H188ZM219 191H217V193L219 192ZM249 191H252V190H249ZM185 192V191H184ZM194 192H195V190H194ZM193 192V193H194ZM195 192V194H196V197L199 199V197H200V193H202L203 194V192L202 191H200V192ZM256 192V191H255ZM3 193V192H2ZM168 193V192H167ZM190 193H192L191 191H190ZM215 193V192H214ZM216 193V194H217ZM220 193V192H219ZM218 193V194H219ZM222 193V195H224V193L223 192H221ZM221 193L219 194V195H221ZM247 193H248V191H247ZM251 193V192H250ZM260 193V192H259ZM262 193H264V192H262ZM166 194V193H165ZM183 194H185V195H183ZM182 195L183 196H181V194H179V202H182V203H184V206L186 207V209H188L187 211L188 212H186L185 213V210H182L183 209V206L181 207L182 209H179L180 207L178 206V209L179 210H182V212L180 211H178V213L176 212L177 210L176 209H174L173 207V209H174V211H172V213L176 216V219L177 220H173V215H172V213L170 214V215H172L173 217H171L170 215H169V217L167 218V219H169V218H172L170 221H172V222H174L175 224H176V226H179V224L178 223H180L179 221H182L183 219V221H185L186 219H192L193 218V212L194 211H192L193 209H195L196 208V206L195 207H193V209H192V205L190 206V203L191 204H193L192 202H194V201H199V200H192V199H185V197L184 196H186L187 198H188V194H189V192H188V194H186V192L185 193H183ZM197 194H200L199 195V197H198V195ZM204 194H207V193H204ZM210 194V193H209ZM211 194H213V193H211ZM210 194V195H211ZM215 194V195H216ZM217 194V195H218ZM261 194V193H260ZM167 195V194H166ZM169 195V194H168ZM167 195V196H168ZM172 195V194H171ZM194 195V194H193ZM210 195H208L209 197H210ZM214 195V196H215ZM219 195H218V197H216V198H219ZM226 195V194H225ZM230 195V194H229ZM258 195V194H257ZM175 196V195H174ZM178 196V195H177ZM177 196H175V197H177ZM202 196V199H203V195H201ZM205 196H207V195H205ZM204 196V197H205ZM251 196H252V194H250V198H251ZM123 197V196H122ZM190 197H192L193 199H194V197H195V195H194V197L192 196V194H191V196ZM189 197V198H190ZM196 197H195V199H196ZM212 197H213V195H212ZM212 197L211 198H209V200H212ZM222 197V196H221ZM223 197H225V196H223ZM223 197H222V199H223ZM254 197H255V195H254ZM259 197L261 198H263V195L262 196H260L259 195ZM257 198V200L258 199H260V198ZM214 198V197H213ZM226 199H227V197H225ZM224 198V202H222L223 204L225 203V201H226V199ZM176 199V198H175ZM201 199V201H203ZM208 199V198H207ZM206 199V200H207ZM221 199V198H220ZM244 199H246V198H244ZM248 199V198H247ZM256 199V198H255ZM255 199H252V200H250V201H253V200H255ZM177 200V199H176ZM176 200L174 201L175 203H176ZM180 200H182V201H180ZM192 200V201H191ZM206 200H205V202H206ZM209 200H207V202L209 201ZM217 201L219 200V199H216ZM264 200V199H263ZM214 199H213V203H214ZM216 201V202H217ZM227 201H228V199H227ZM226 201V202H227ZM242 201H243V199H242ZM241 200H238V202H236L237 204H235V207L233 206V210H237V208H239L240 209V211H242L241 210V208L243 209V207H244V205H245V207H244V209L243 210H245L248 206H247V204H244L243 202H242ZM248 201V200H247ZM259 201V200H258ZM173 202V203H174ZM177 202H178V200H177ZM179 202L177 203V205L179 204ZM200 202V201H199ZM198 202V203H199ZM212 202V201H211ZM210 202V204H212ZM215 202V203H216ZM240 202H242L243 204L239 207V206H237ZM245 202V201H244ZM249 202V201H248ZM255 202V201H254ZM262 202V201H261ZM91 203V202H90ZM197 203V204H198ZM201 203V202H200ZM200 203H199V205H200ZM218 203V202H217ZM217 203H216V205L215 206H217ZM233 203V202H232ZM250 204H252V202H249ZM256 203V202H255ZM117 204V205H118ZM172 204V203H171ZM202 205H203V203H201ZM226 204V203H225ZM241 204V203H240ZM250 204H248L249 205V207L248 208H250L251 206H250ZM162 205H164V204H162ZM169 205V204H168ZM176 205V206H177ZM181 205V204H180ZM183 205V204H182ZM195 205V204H194ZM201 205V206H202ZM205 205H206V203H205ZM220 205H221V203H220ZM227 205V204H226ZM252 205H254V207H255V205L256 204H252ZM174 207H176L175 206V204L173 205ZM207 206V205H206ZM224 206V205H223ZM247 206V207H246ZM256 206H259V205H256ZM118 207V206H117ZM167 207V206H166ZM185 207H184V209H185ZM208 207V206H207ZM221 207V206H220ZM219 206L216 208V210H217V213H219V214H221V215H219V214H217L218 215V218L216 219V217H214L215 218V220L214 221H217V222H219L220 221V223H221V226H222V223L223 222H221V220H222V218H223V220H225V216L227 215V213L228 214H230L229 213V211L230 210H232V209H230L229 211H227L228 210V208L227 209H225L226 207H224L223 209H222V207H221V211L219 212V208H220ZM163 208V207H162ZM168 208V207H167ZM199 208V207H198ZM210 208H211V205H210ZM214 207L212 206V209H213ZM252 208H253V206H252ZM152 209V208H151ZM158 209H160V208H158ZM157 209V210H158ZM204 209V208H203ZM211 209V210H212ZM148 210V211H147ZM161 210V209H160ZM165 211H166V209H164ZM196 210V209H195ZM199 211H200V209H198ZM210 209H208L207 211H209ZM210 210V211H211ZM214 210V209H213ZM248 210H250V209H248ZM155 211H156V209H155ZM154 211V212H155ZM162 211V210H161ZM246 211V210H245ZM245 211H242L241 212V214L242 215H244L243 213H245ZM197 212V211H196ZM214 211H212V213H213ZM234 212V211H233ZM236 212H238V211H236ZM247 212V211H246ZM249 212H252L251 214H250V221H248L247 219V222L249 223L250 222V224H251V226L249 225V227H247L248 229H245V230H247V232H248V234L247 235H245V234H243V236L245 235L246 236V238H248V239H250V240H252V241H249L250 242V244H256V242H260L261 240H263L264 239V216H262V214L260 213V211H259V209H258V207L257 208H253L251 211H249ZM138 213L139 214H141L142 216H140V215H138ZM156 214H157V212H155ZM163 213V212H162ZM183 213H184V215H183ZM197 213H199V212H197ZM196 213V215H199V214H197ZM231 213H232V211H231ZM240 213V212H239ZM239 213H236L237 215H238V217H240L241 216V214H239ZM136 214L139 216H137V219H138V221H137V219H135L134 217H132L133 215H135L136 216ZM155 214V215H156ZM167 214V213H166ZM186 214V215H185ZM210 214V213H209ZM213 214H215V212L213 213ZM226 214V215H225ZM233 214V213H232ZM236 214H235V216H236ZM247 214V213H246ZM155 215H152V218H153V216H155ZM159 215H161V214H159ZM163 215V214H162ZM145 216V215H144ZM168 216V215H167ZM220 216V217H219ZM224 216V217H223ZM232 216V215H231ZM246 216V215H245ZM244 216V218H248V217H245ZM249 216V215H248ZM156 217V216H155ZM158 217V216H157ZM201 217H204V216H201ZM200 217V218H201ZM211 217V216H210ZM242 217V216H241ZM159 218H161V217H159ZM164 218V220H166V218L165 217H162V219ZM162 219H161V221H162ZM174 219H175V217H174ZM179 219H181V220H179ZM206 220V218H203V220ZM208 219H209V215H208ZM221 219V220H220ZM226 219H227V216H226ZM232 219V218H231ZM236 219V218H235ZM238 219V218H237ZM243 219V218H242ZM241 219V220H242ZM150 220V219H149ZM148 220V221H149ZM151 220H153V219H151ZM193 220V219H192ZM191 220V221H192ZM202 220V219H201ZM210 220V219H209ZM212 220V221H213ZM222 220V221H223ZM232 220H234V218L232 219ZM231 220V221H232ZM238 220H240V218L238 219ZM237 220V221H238ZM158 221H159V219H158ZM187 221V220H186ZM184 222L185 223V225L186 226H188V229H187V227H185V230L187 229L188 231H189V238H190V235L192 236V231H193V228H194V231L196 232V230L199 228V227H197V226H194L193 227V224H192V226H190L191 224H188L189 222ZM195 221V220H194ZM211 220L208 222L207 220L206 221H204V224H203V227L205 228V227H207V224L209 223V224H211L210 222H212ZM231 221H230V223H231ZM235 221V220H234ZM236 221V222H237ZM243 221H244V219H243ZM157 222V221H156ZM160 222V221H159ZM163 222V221H162ZM161 222V223H162ZM165 222H167V221H165ZM203 222V221H202ZM233 222V221H232ZM240 222V221H239ZM139 225H138V224ZM171 223V222H170ZM184 223H180V224H184ZM191 223V222H190ZM192 223H193V221H192ZM234 223V222H233ZM232 223V225H236V224H233ZM244 223H245V221H244ZM157 225H158V223H156ZM155 224V225H156ZM160 224V223H159ZM163 224V226L161 227V229L163 228L165 231H166V238L167 239H169V237H170V240H171V237L173 236V234L172 233H170V232H172L173 230H171L173 227H175L174 225L175 224H173V223H171L172 225L170 226L169 224H167V223H162ZM161 224V225H162ZM208 224V225H209ZM215 224H217V223H215ZM229 224V223H228ZM147 225V224H146ZM146 225H144V226H146ZM154 225V226H155ZM212 225V224H211ZM210 225V226H211ZM218 225H219V223H218ZM238 225V224H237ZM244 225V224H243ZM143 226V227H144ZM160 225H158L157 227H159ZM182 226H184V225H182ZM215 226V225H214ZM228 226V225H227ZM231 226V225H230ZM240 226V225H239ZM109 227V228H110ZM136 227H139L140 229H138V228H136ZM201 227V226H200ZM213 227V226H212ZM232 227V226H231ZM241 228H244V226L242 227V224H241V226H240ZM146 228V227H145ZM234 228V227H233ZM237 228V227H236ZM156 229V228H155ZM160 229V228H159ZM158 228H157V230L156 231H158L159 230ZM160 229V230H161ZM183 229V228H182ZM207 229V228H206ZM205 229V230H206ZM175 230V229H174ZM215 231H216V229H214ZM227 230V229H226ZM237 231L239 230V233H240V231L242 232V231H244V229L243 230H241V229H236ZM236 230H234V232L236 231ZM140 231H143V228H142V230H140ZM155 231V232H156ZM209 231H211V230H209ZM233 231V230H232ZM144 232V231H143ZM146 232V231H145ZM183 232V231H182ZM185 232V231H184ZM203 232V231H202ZM207 232V231H206ZM212 232V231H211ZM214 232V231H213ZM212 232V233H213ZM227 232V231H226ZM131 233V234H130ZM173 233H174V231H173ZM176 233V232H175ZM174 233V234H175ZM191 233V234H190ZM217 233H218V231H217ZM246 233V232H245ZM114 234V233H113ZM130 234V235H129ZM137 234H138V232H137ZM139 234H141L140 232H139ZM154 234H156V233H154ZM169 234H170V236H169ZM172 234V235H171ZM179 234V233H178ZM187 234V233H186ZM196 234V233H195ZM202 234V233H201ZM222 234V233H221ZM116 235V234H115ZM124 235V236H125ZM148 235V234H147ZM152 235V234H151ZM165 235H162V238H165V237H163V236H165ZM181 236H178L177 235V233H176V235H174V236H177V239H176V237H172L173 239L175 238V240H173V241H176V244H175V248L177 249L176 251H177V253L178 254H182L181 255V257L179 256V260H180V258H183L182 256L184 255L183 254V252L185 253V248L183 247V241L185 240L184 239V237H183V234L181 233L180 234ZM188 235V234H187ZM230 235V234H229ZM233 235V234H232ZM236 234H234V236H235ZM117 236V235H116ZM167 236H169V237H167ZM216 236V235H215ZM227 236V235H226ZM113 237V236H112ZM149 237H152V236H149ZM144 238V237H143ZM162 238H160L159 237V240H157V241H155V242H157V243H155L156 245H158L159 246V243L161 242L160 241V239H162ZM165 238V239H166ZM235 239H236V236L234 237ZM118 239H120V237L118 236ZM117 239V237L115 238L114 237V243H112V244H115L116 245V242H118V244L120 245H118L119 247H120V249H119V247L117 246H115L116 248H118L119 250H121V253H123V250L124 251H126L127 249L126 248H128V247H126V245H123V243L124 244H128V246H129V243H128V241H127V243L126 242H124L123 241V243H122V240H118ZM122 239V238H121ZM166 239V240H167ZM195 239V238H194ZM218 239V238H217ZM239 239V238H238ZM244 239V238H243ZM247 239V240H248ZM117 240V241H116ZM123 240H124V238H123ZM133 240V239H132ZM143 240H146V239H143ZM142 240V241H143ZM155 240V239H154ZM154 240H152V243H154L153 241ZM188 240V239H187ZM112 241V240H111ZM164 241L165 240H163L162 239V242L164 243ZM173 241L171 242V247H173L174 245V243H173ZM122 243V245H123V247H121L122 245L120 244V243ZM133 242H135V237H134V240H133ZM151 242V241H150ZM150 242H148V245L149 244H151ZM167 242V241H166ZM187 242V241H186ZM189 242V241H188ZM219 242V241H218ZM235 242V241H234ZM246 242V241H245ZM244 242V244L246 245V243ZM262 242V241H261ZM167 243H170V241H168ZM190 243V242H189ZM189 243H186L188 246H189ZM182 244V245H181ZM249 244V245H250ZM259 244V243H258ZM262 244V243H261ZM146 245V244H145ZM153 245V244H152ZM161 245V244H160ZM162 245H165V244H162ZM173 245V246H172ZM177 245V246H176ZM203 245V244H202ZM201 245V246H202ZM213 245V244H212ZM132 245H131V242H130V248L131 249H133L132 247H131ZM144 246V245H143ZM180 246V247H179ZM187 246V247H188ZM200 245H199V248H197V249H200V247H201ZM244 246V245H243ZM251 246V245H250ZM160 247V246H159ZM162 247V246H161ZM171 247H169V248H171ZM186 247V246H185ZM190 247V246H189ZM192 247H194V246H192ZM196 247V246H195ZM197 247H198V245H197ZM203 247V246H202ZM246 246H244V248H245ZM122 248V249H121ZM125 248V249H124ZM129 248V249H130ZM146 248H147V246H146ZM152 248V247H151ZM154 248V247H153ZM168 248V249H169ZM204 249H205V247H203ZM203 248H202V250H203ZM243 248V247H242ZM259 248H260V246H259ZM115 249V248H114ZM167 249V248H166ZM246 249V248H245ZM256 249L258 250V245H257V247H256ZM173 250V249H172ZM171 249H170V252L172 251ZM175 250V249H174ZM201 250V249H200ZM244 250V249H243ZM242 249H241V251H243ZM167 251H169V250H167ZM236 251V250H235ZM260 251V250H259ZM118 252H120V251H118ZM126 252H129V253H127V254H125ZM124 254H125V256H126V258H127V256H129L128 258H130V254H132V252L130 251V250H127ZM159 252V251H158ZM163 252V251H162ZM165 252V251H164ZM163 252V253H164ZM169 252V253H170ZM174 252V251H173ZM193 252H195V251H193ZM192 252V253H193ZM197 253L199 252V253H201V255H202V253L204 252V250H203V252H200V251H196ZM258 252V251H257ZM120 253V255H122ZM155 253V252H154ZM154 253H153V255L152 256H154ZM168 253V254H169ZM175 253V252H174ZM190 253V252H189ZM242 253V252H241ZM246 253V252H245ZM152 254V253H151ZM167 254V253H166ZM171 256H173V253L171 252ZM176 254V253H175ZM174 254V255H175ZM178 254H176L175 255V257L178 255ZM225 254V253H224ZM237 254V253H236ZM262 254V253H261ZM196 255V256H195ZM194 256H193V260H191L192 258H191V255H190V258H189V260H191L192 262H193V264H198L199 263V261L198 262H196L197 261V259H200V257H202V256H200V255H197V254H195ZM247 255V254H246ZM262 255H264V254H262ZM145 256V255H144ZM149 256V255H148ZM156 253H155V258H156ZM168 256H170V254L168 255ZM185 256V255H184ZM198 256H200L199 258H198ZM236 256V255H235ZM238 256V255H237ZM258 256H260V255H258ZM150 257V256H149ZM167 257V256H166ZM174 257V258H175ZM178 257V256H177ZM104 258H107V259H109V257L106 255V257H104ZM125 258V257H124ZM137 258H140V256H138ZM152 257H150V259H151ZM173 258V260H175ZM226 258V257H225ZM264 258V257H263ZM106 259V260H107ZM149 259V260H150ZM153 259V258H152ZM170 259H172L171 257H170ZM169 259V260H170ZM237 259V258H236ZM235 259V260H236ZM258 259H260V258H258ZM258 259H256V262L258 261L259 262V260ZM128 260V259H127ZM131 259H129V261H130ZM144 261H145V263H146V258L145 259H143ZM172 260V261H173ZM188 260V259H187ZM204 260V259H203ZM241 260V259H240ZM248 259H246V261H247ZM262 260V259H261ZM105 261V260H104ZM108 261V260H107ZM136 261H138V260H136ZM140 261V260H139ZM138 261V262H139ZM143 261V262H144ZM177 261H178V259H177ZM183 261H184V259H183ZM244 261V260H243ZM249 261V260H248ZM263 261H264V259H263ZM110 262V261H109ZM126 262V261H125ZM132 262V261H131ZM137 262V263H138ZM174 262V261H173ZM202 262V261H201ZM251 262V261H250ZM253 262V261H252ZM256 262H254V264L256 263ZM258 262L256 263V264H258ZM133 263V262H132ZM131 263V264H132ZM151 263V262H150ZM179 263V262H178ZM203 263V262H202ZM107 264V263H106ZM109 264V263H108ZM152 264V263H151ZM169 264V263H168ZM177 264V263H176ZM190 264V263H189ZM201 264V263H200ZM246 264V263H245ZM250 264V263H249ZM261 264V263H260ZM263 264V263H262Z\"/></svg>","mask_w":264,"mask_h":264}]
</instances>
